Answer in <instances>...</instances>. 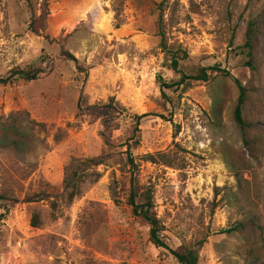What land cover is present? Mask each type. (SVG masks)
Here are the masks:
<instances>
[{
  "label": "rangeland",
  "instance_id": "1",
  "mask_svg": "<svg viewBox=\"0 0 264 264\" xmlns=\"http://www.w3.org/2000/svg\"><path fill=\"white\" fill-rule=\"evenodd\" d=\"M43 3L33 0L38 14ZM47 9L34 32L26 0H0V75L43 70L37 80L0 84V120L24 110L44 124L30 130L33 151L0 149V191L17 199L7 212L0 201L7 213L0 264H180L151 242L149 225L127 203L130 158L140 184L154 190L172 249L195 245L200 264H264V0H51ZM251 22L249 58L243 45ZM160 31L183 73L206 68L210 78L162 88L160 77L170 83L176 74ZM252 58L255 69L247 65ZM236 80L250 90L246 129L234 120ZM170 151L186 157L184 168L162 164L158 154ZM91 157L103 159L101 177L68 205L67 166ZM244 165L251 213L240 208L234 173ZM48 185L57 210L47 200H24ZM34 213L40 227L31 225ZM237 223L244 229L222 232Z\"/></svg>",
  "mask_w": 264,
  "mask_h": 264
},
{
  "label": "trees",
  "instance_id": "2",
  "mask_svg": "<svg viewBox=\"0 0 264 264\" xmlns=\"http://www.w3.org/2000/svg\"><path fill=\"white\" fill-rule=\"evenodd\" d=\"M51 0H44L43 8L38 14L37 10L34 7L33 0H26L28 7L31 12V28L34 32H38V29L35 27L37 22H42L45 26L46 19L49 15L48 4ZM118 11V9H115ZM256 25L251 22L247 31L246 40L244 43L245 49H247V56L251 58L253 56L252 50L254 48L253 40L255 36ZM46 38L49 39L50 36L46 35ZM174 44L169 43L166 38L165 32L160 31V47L164 51L168 52V59L170 65L172 66L176 79L174 82H166L162 77H160V82L162 88H170L175 85L182 84L186 82L187 79L203 80L206 81L210 78V75L207 72L206 68H201L198 73L193 75H186L179 68V53H176L174 50ZM64 56L77 61V58L70 52L64 51ZM247 65L252 69H255L254 60L249 59ZM214 70H219L217 67H212ZM225 74H229L226 70H221ZM43 70L36 66L29 67H14L7 71L4 75H0V84H8L15 79H24L26 81L37 80ZM178 74H181L178 78ZM239 87V98L234 109V120L239 125L240 128L246 129L247 122L244 119L243 111L244 107L249 100V88L243 85L239 80H236ZM108 106H112L111 104ZM146 114L136 115L138 120H141ZM44 126L43 123L37 122L34 119H31L27 111H15L10 113L4 119L0 120V149L5 151L10 156H17L20 154H26L33 151L37 145V139L32 135L31 129L36 126ZM56 140H61L59 133L56 134ZM246 143L249 144V141L246 140ZM252 143H257V138H252ZM173 152H163L159 153L158 156L161 158V162L167 166H174L176 168L182 169L185 167L186 157H175L172 154ZM177 153V152H175ZM152 162H158L157 157L154 155H149L148 159ZM134 159L130 158L128 164L131 168V177L129 182V194L127 198V203L133 209V213L145 221L149 225L150 229V240L157 247H162L170 251L174 258L180 264H200L198 248L195 245L188 243H183L181 246L176 249H172L168 245V236L165 234V225L162 223L160 217L156 211V201L154 190L147 185H141L138 181V178L134 174L136 165ZM184 162V163H183ZM103 163L102 158L91 157L84 160L73 159L70 164L67 166L66 175L64 179V191H65V202L70 205L75 198L80 196L83 193V184L86 182H95L100 177L101 174L97 171V167ZM246 165L240 168H235L234 173L238 179L239 191L241 193L240 199V208L243 212L252 211L251 205L247 204L246 201H249L250 197V181L247 180L244 176ZM220 187H216V196L218 195ZM115 191L113 190L112 193ZM58 194L55 193V189L48 185L44 189H40L33 193H29L25 196L26 202H38V201H50L53 210L58 209ZM115 196V195H114ZM118 201L117 197H115ZM17 199L12 197L9 191H0V201L3 202L6 212L8 211V203L11 201L16 202ZM214 206L217 204V201H214ZM0 211V219L4 218L7 213ZM254 216H250V219L253 221ZM43 224V220L38 213H34L31 219V225L33 227H40ZM257 224V223H255ZM244 224L237 223L236 225L223 229L222 232L231 233L233 231L244 229Z\"/></svg>",
  "mask_w": 264,
  "mask_h": 264
}]
</instances>
